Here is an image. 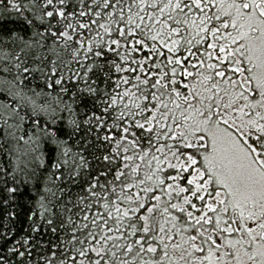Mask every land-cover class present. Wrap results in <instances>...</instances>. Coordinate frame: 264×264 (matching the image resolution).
I'll use <instances>...</instances> for the list:
<instances>
[{"label": "snow or ice", "instance_id": "obj_1", "mask_svg": "<svg viewBox=\"0 0 264 264\" xmlns=\"http://www.w3.org/2000/svg\"><path fill=\"white\" fill-rule=\"evenodd\" d=\"M0 264H264V0H0Z\"/></svg>", "mask_w": 264, "mask_h": 264}]
</instances>
